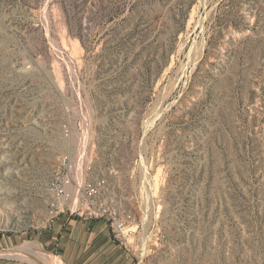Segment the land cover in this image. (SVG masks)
<instances>
[{
    "label": "rangeland",
    "instance_id": "374dc122",
    "mask_svg": "<svg viewBox=\"0 0 264 264\" xmlns=\"http://www.w3.org/2000/svg\"><path fill=\"white\" fill-rule=\"evenodd\" d=\"M64 152L116 171L131 264H264V0H0V250L57 255Z\"/></svg>",
    "mask_w": 264,
    "mask_h": 264
},
{
    "label": "built area",
    "instance_id": "2783aa9c",
    "mask_svg": "<svg viewBox=\"0 0 264 264\" xmlns=\"http://www.w3.org/2000/svg\"><path fill=\"white\" fill-rule=\"evenodd\" d=\"M109 172L112 173L113 169ZM114 172L110 178L88 174L79 179L73 155L70 152L60 154L46 188L48 220L52 221L61 214L84 221L102 220L110 235L134 254L135 249L129 241L139 229L140 217L119 198L112 182Z\"/></svg>",
    "mask_w": 264,
    "mask_h": 264
},
{
    "label": "crops",
    "instance_id": "0c3cea01",
    "mask_svg": "<svg viewBox=\"0 0 264 264\" xmlns=\"http://www.w3.org/2000/svg\"><path fill=\"white\" fill-rule=\"evenodd\" d=\"M53 224L50 242L65 264H131L128 251L110 235L104 221H84L61 214ZM0 264L28 263L0 259Z\"/></svg>",
    "mask_w": 264,
    "mask_h": 264
},
{
    "label": "bare ground",
    "instance_id": "6f19581e",
    "mask_svg": "<svg viewBox=\"0 0 264 264\" xmlns=\"http://www.w3.org/2000/svg\"><path fill=\"white\" fill-rule=\"evenodd\" d=\"M78 151H77V153H79ZM79 156L81 157V155H79ZM79 158H78V160H80ZM79 162H81V161H79ZM77 172H78L79 179L83 178L82 177L81 164L78 165ZM147 179H148L149 183H151V185H153V188H156V182L154 184V182H153L152 178H150V176H147ZM157 183H158V181H157ZM154 193H156V191ZM148 197H149V195L147 194L146 190L144 189V197L143 198H146L145 204H146L147 208L149 207L148 202L150 199V197L149 198ZM5 206H7V203ZM0 213H1V217H2L0 219V222L6 228L7 227H13L16 230H21L24 227H28V221L27 222L25 221V218H26L25 215L16 214V216L9 217V215H7L6 212L3 210H0ZM47 220H48V218H47ZM35 223H37V222H35ZM147 246H148V244L146 243V241H144L141 244V247H142L141 249L145 252L146 249L148 248ZM0 255L6 256V257L25 258L27 260L35 262L36 264H65V263H63V261L59 257H56V256L47 257L46 255H44V251L39 246L37 241H27L23 245H20L15 249H1Z\"/></svg>",
    "mask_w": 264,
    "mask_h": 264
}]
</instances>
